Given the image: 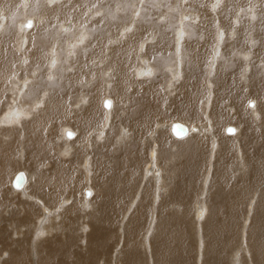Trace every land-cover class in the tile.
I'll return each instance as SVG.
<instances>
[{"label":"bare ground","instance_id":"obj_1","mask_svg":"<svg viewBox=\"0 0 264 264\" xmlns=\"http://www.w3.org/2000/svg\"><path fill=\"white\" fill-rule=\"evenodd\" d=\"M0 264H264V0H0Z\"/></svg>","mask_w":264,"mask_h":264},{"label":"water","instance_id":"obj_2","mask_svg":"<svg viewBox=\"0 0 264 264\" xmlns=\"http://www.w3.org/2000/svg\"><path fill=\"white\" fill-rule=\"evenodd\" d=\"M233 130H234V128L232 126L228 127V131H233ZM174 131L177 132L179 135H181L182 133H184L186 131V128L177 122L174 125ZM23 179H24L23 172H19L17 177L15 178V183L21 184Z\"/></svg>","mask_w":264,"mask_h":264},{"label":"rangeland","instance_id":"obj_3","mask_svg":"<svg viewBox=\"0 0 264 264\" xmlns=\"http://www.w3.org/2000/svg\"><path fill=\"white\" fill-rule=\"evenodd\" d=\"M147 1H149V0H147ZM154 1L157 3L158 0H153V2H154ZM166 1H167V0H166ZM131 3H135V0H131ZM133 5H134V4H133ZM129 9L131 10V5L129 6ZM157 10H158V9H157ZM158 11L162 12V10H160V9H159ZM131 12L134 13V10H131ZM160 12H159V13H160ZM133 16H134V15H133ZM127 23H128V21H127L125 24H127ZM174 23H175V22H174ZM119 24H120V23H119ZM105 96H109V94H106ZM172 120H174V119H172ZM178 121H179V120H178ZM182 122H184V121H182ZM172 136H173V135H172ZM173 138H175V137L173 136ZM175 139H176V138H175ZM20 171H23V172H24V170H23L22 168L18 170V172H20ZM18 172H17V173H18ZM12 187L15 188L13 185H12ZM15 189H17V188H15ZM17 190H22V189H17ZM15 202H16V201H15ZM91 228H92V227H91ZM196 247H197V245H196Z\"/></svg>","mask_w":264,"mask_h":264}]
</instances>
